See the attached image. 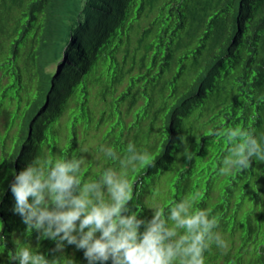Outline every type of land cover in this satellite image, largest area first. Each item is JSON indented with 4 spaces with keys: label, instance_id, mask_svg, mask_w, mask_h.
Returning <instances> with one entry per match:
<instances>
[{
    "label": "trees",
    "instance_id": "trees-1",
    "mask_svg": "<svg viewBox=\"0 0 264 264\" xmlns=\"http://www.w3.org/2000/svg\"><path fill=\"white\" fill-rule=\"evenodd\" d=\"M237 127L264 146V0H0V264L25 247L88 264L13 211L15 175L65 156L85 182L126 171L140 219L198 193L229 246L205 264H264V161L218 174L231 145L213 133ZM129 144L154 166L103 151Z\"/></svg>",
    "mask_w": 264,
    "mask_h": 264
},
{
    "label": "clouds",
    "instance_id": "clouds-1",
    "mask_svg": "<svg viewBox=\"0 0 264 264\" xmlns=\"http://www.w3.org/2000/svg\"><path fill=\"white\" fill-rule=\"evenodd\" d=\"M226 137L231 147L218 167V174L245 171L250 161H264V146L253 130L229 128L215 131ZM105 155L118 160L121 169L139 165L154 166L134 144L120 159L111 148ZM183 155L190 159L185 147ZM83 160L67 157L47 160L43 165L28 164L15 175L10 186L14 213L21 216L29 233L36 230L38 239L55 241L54 251L63 253L65 244L83 250L88 264H205L204 253L213 244L228 250L227 242L215 229L219 218L211 209L195 208L199 194H193L169 206L153 208L150 220L130 212L134 186L126 171L106 169L99 179L82 180ZM143 226V231H141ZM10 260L18 264H52L45 255L21 248Z\"/></svg>",
    "mask_w": 264,
    "mask_h": 264
},
{
    "label": "rangeland",
    "instance_id": "rangeland-1",
    "mask_svg": "<svg viewBox=\"0 0 264 264\" xmlns=\"http://www.w3.org/2000/svg\"><path fill=\"white\" fill-rule=\"evenodd\" d=\"M58 68H59V66L57 64H54V65H52V66L49 67L50 70H54V69L57 70Z\"/></svg>",
    "mask_w": 264,
    "mask_h": 264
}]
</instances>
